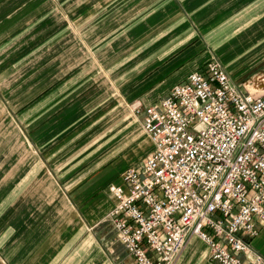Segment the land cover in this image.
Wrapping results in <instances>:
<instances>
[{
	"label": "crops",
	"instance_id": "crops-1",
	"mask_svg": "<svg viewBox=\"0 0 264 264\" xmlns=\"http://www.w3.org/2000/svg\"><path fill=\"white\" fill-rule=\"evenodd\" d=\"M212 59L255 89L264 0H0V264H134L101 224L152 145L132 106ZM251 245L264 257V227ZM174 264L218 263L192 236Z\"/></svg>",
	"mask_w": 264,
	"mask_h": 264
},
{
	"label": "built area",
	"instance_id": "built-area-1",
	"mask_svg": "<svg viewBox=\"0 0 264 264\" xmlns=\"http://www.w3.org/2000/svg\"><path fill=\"white\" fill-rule=\"evenodd\" d=\"M132 111L153 149L109 186L107 221L134 264H174L192 236L218 264H264L251 245L264 227V92L212 59Z\"/></svg>",
	"mask_w": 264,
	"mask_h": 264
},
{
	"label": "rangeland",
	"instance_id": "rangeland-1",
	"mask_svg": "<svg viewBox=\"0 0 264 264\" xmlns=\"http://www.w3.org/2000/svg\"><path fill=\"white\" fill-rule=\"evenodd\" d=\"M251 83H253L254 85V87H255V89L254 90H250L252 93H254V94H261V93H263L264 92V76H259V77H257V76H255V77H253L252 79H251ZM1 110H3V114L1 113V115L3 116V118L5 117V120H4V126H7V128L9 129V130H12L13 129V127H12V123L13 122H15V120H16V118H15V116H13V114H12V112L11 111H9V107L7 106V105H2L1 104ZM16 128V127H15ZM21 129V128H20ZM10 134H13V132L12 133H10ZM20 134H22V133H20ZM145 134V133H144ZM145 136L147 137V135L145 134ZM148 142V141H147ZM152 145L150 144V142H148V146H147V152H146V154H144V155H140V156H137L136 158H134V159H132L131 161H130V163L131 164H129V165H139V166H141V164H142V162L144 161V159L152 152ZM151 151V152H150ZM130 156H127V159L129 158ZM107 219H105L104 220V222L103 223H101L102 225L104 224V225H108V224H110L109 222H108V224H107ZM110 231H111V229L114 231V229L112 228V226L110 225ZM115 233V232H114ZM116 236V235H115Z\"/></svg>",
	"mask_w": 264,
	"mask_h": 264
}]
</instances>
